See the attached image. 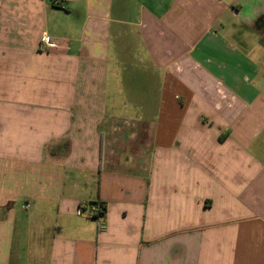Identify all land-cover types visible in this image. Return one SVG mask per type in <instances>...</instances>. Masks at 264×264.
I'll return each instance as SVG.
<instances>
[{
    "label": "crops",
    "instance_id": "crops-1",
    "mask_svg": "<svg viewBox=\"0 0 264 264\" xmlns=\"http://www.w3.org/2000/svg\"><path fill=\"white\" fill-rule=\"evenodd\" d=\"M0 264H264V0H0Z\"/></svg>",
    "mask_w": 264,
    "mask_h": 264
},
{
    "label": "built area",
    "instance_id": "built-area-1",
    "mask_svg": "<svg viewBox=\"0 0 264 264\" xmlns=\"http://www.w3.org/2000/svg\"><path fill=\"white\" fill-rule=\"evenodd\" d=\"M57 43L50 36L48 32H43L41 36V49H51L54 48ZM27 207V206H24ZM104 205L100 202L84 203L80 205L77 209L78 215H86L89 217H95L102 220L104 217Z\"/></svg>",
    "mask_w": 264,
    "mask_h": 264
},
{
    "label": "trees",
    "instance_id": "trees-1",
    "mask_svg": "<svg viewBox=\"0 0 264 264\" xmlns=\"http://www.w3.org/2000/svg\"><path fill=\"white\" fill-rule=\"evenodd\" d=\"M103 210L105 211V210H106V208L104 207V208H103Z\"/></svg>",
    "mask_w": 264,
    "mask_h": 264
},
{
    "label": "rangeland",
    "instance_id": "rangeland-1",
    "mask_svg": "<svg viewBox=\"0 0 264 264\" xmlns=\"http://www.w3.org/2000/svg\"><path fill=\"white\" fill-rule=\"evenodd\" d=\"M135 75V74H134ZM136 75L138 76V73H136ZM137 82V81H136Z\"/></svg>",
    "mask_w": 264,
    "mask_h": 264
}]
</instances>
